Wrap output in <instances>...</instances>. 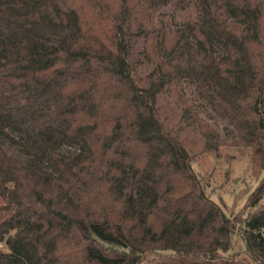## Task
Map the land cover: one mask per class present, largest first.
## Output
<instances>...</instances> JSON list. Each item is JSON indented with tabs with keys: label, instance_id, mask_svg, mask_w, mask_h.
Segmentation results:
<instances>
[{
	"label": "trees",
	"instance_id": "16d2710c",
	"mask_svg": "<svg viewBox=\"0 0 264 264\" xmlns=\"http://www.w3.org/2000/svg\"><path fill=\"white\" fill-rule=\"evenodd\" d=\"M184 79L262 175L240 216L191 166L220 137ZM5 128L29 156L0 142V264L264 263V0H0Z\"/></svg>",
	"mask_w": 264,
	"mask_h": 264
},
{
	"label": "rangeland",
	"instance_id": "374dc122",
	"mask_svg": "<svg viewBox=\"0 0 264 264\" xmlns=\"http://www.w3.org/2000/svg\"><path fill=\"white\" fill-rule=\"evenodd\" d=\"M166 14L165 18H168L170 23L177 28L183 27L188 19L196 16L194 10L178 7L168 10ZM160 19L159 17L156 19L158 39L161 37L163 29ZM219 54L221 52H218ZM180 89L183 98L197 109L202 120L210 124L220 137V140L212 137L213 147L206 149L200 145L191 152V166L202 182L206 194L218 203L228 215L240 216L248 212L249 196L262 178L261 174L256 175L254 172L252 151L234 144L238 137L237 131L211 109L200 96L195 85L184 79ZM176 109L179 114L182 113L180 107H176ZM3 131L4 133L0 132V142L7 152L22 159L28 158V152L19 143V135L10 132L9 128H5ZM62 151L76 154L79 152V148L65 146ZM0 248L4 252H9L4 244L0 245ZM234 251L239 254V257L245 256V243L239 235L234 238Z\"/></svg>",
	"mask_w": 264,
	"mask_h": 264
}]
</instances>
